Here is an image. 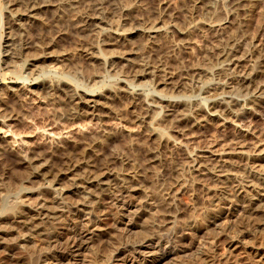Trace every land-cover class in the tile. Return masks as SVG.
Instances as JSON below:
<instances>
[{
  "label": "rangeland",
  "instance_id": "rangeland-1",
  "mask_svg": "<svg viewBox=\"0 0 264 264\" xmlns=\"http://www.w3.org/2000/svg\"><path fill=\"white\" fill-rule=\"evenodd\" d=\"M102 1H104L103 9H105L103 11L107 15L109 14L108 20L106 19L107 15L105 18L106 21L108 22L114 19V17L115 20L117 19L116 17H119V20L122 18L127 19L129 17L128 20L131 21L136 20V22L140 19L139 21H141L140 24L142 25L144 24L143 22H145L147 19H154L159 14H161L163 20L162 24H164L165 26L168 24L171 25L174 24L179 28L185 29L188 27L187 25L188 20L189 21L198 20L201 16H205L209 18V20L206 18L207 22L212 21V19L216 21V22L213 21L211 22L214 23V26H212V28L209 26H205L204 27L205 29H203V27L195 30L192 29L190 30L191 34L188 31V33H186L182 37L177 36L173 31L167 30V32L155 38L157 41L155 39L149 38V36H146V34L144 35V34L134 33L129 38L130 40L128 39L127 43L125 42L126 48L131 51L129 52L130 54H128V57L132 59L131 60L132 65L133 64L135 65V63L137 64L140 63L142 59L143 61L144 59L151 60V62L158 63L162 66L161 68L163 70L162 71L163 73L164 71H166L165 73H169V75H171L172 73L170 79L172 81V84L165 85V87L163 84H158L159 86H157V89H162V90L165 89V91L167 90L170 92V86L175 84L173 83L174 81L175 82L177 81L176 83H178L179 85L181 84V90H182L181 92H179V94H184L181 97L187 98L191 101L200 102L202 103L201 104L202 106H206L207 103L205 104V102H208L209 96H207L206 93L199 94L196 89L192 88L190 91H188V89H190L191 86L195 84L194 81L195 80L194 76L196 75L195 72L200 73V71L201 72L204 71V68H206V66H208L207 69L213 66L214 62L211 59V53H209L208 51H211L212 49L211 47H214V45L218 42L219 40L218 38H221L218 37L219 35L217 33H219V31L224 33L237 31L240 34L242 33L245 34L246 33L245 31L247 30V33L245 34L246 41L244 40V42H248L252 38L253 39L259 38L261 35L260 32L261 33L264 32V31L262 32V30L264 29V0H259V1L244 0V2L243 0H239V1L238 0H234V1L233 0H219V1L218 0H145V1L144 0L141 1L140 0H127V1L102 0ZM50 2L52 3V4L50 3V6L46 8L43 7L38 9V11L36 12L37 17L34 19L29 17L30 13L28 15L27 10H25L23 0H16L12 2H8V0H0V8H2L3 6L5 7L4 9H6V10L3 9V18H0V60H1L0 110L2 111V112L0 111V127L2 126L4 130L10 129L9 132L4 133L3 130H1L0 128V179L2 181V182L0 181V188L2 187L0 189L1 190L0 207L6 204H13L15 201H21L19 200V198L21 199L22 197H23L22 200L25 198L24 204H32L33 202H35L38 196L37 193L35 192V190L38 188L37 182H35L36 184L34 182H31L33 185L35 184L34 186H32L30 183L24 184L26 187L30 185L28 187H32V189L25 191V189L23 188L25 187L23 183H25L24 179L26 178L25 176H27L28 168L27 166L18 163L19 158L17 157L19 156L17 155H19V151L21 149H25L27 151V154L28 155L30 154V157L32 158L34 157V159H36V162L39 163L41 161L40 163H43V161L45 162L46 160H48L52 151L55 149L54 147L57 146L58 144V141H56L57 139L52 140V137H50L53 136L54 133L55 134L57 133L56 135H58V133L64 130H68L66 128L68 127L70 128L71 126L76 125L78 123L85 125L86 131L84 132L86 133L91 132L92 134L94 132L97 133L98 131H99L98 133L103 132V129H105V127L106 128L108 127L109 129L113 127L112 129L114 130L116 129L115 131L113 130L115 132V136H114L115 139L113 138L107 144L104 145L102 144L103 146L102 145L95 146L94 149L98 150L97 152L100 158H104L105 156L107 158L111 157L110 159L113 158L114 162L112 160L113 164L110 167L113 166V168L114 167L122 168L125 166L128 167L129 165H130L129 167H134L133 165L135 164L134 168H137L139 170L138 172L141 173L138 174L139 182L141 181L140 183L142 184L143 182L146 183L143 184V186L145 187L146 185L147 189L144 188L145 191H143L142 193L138 192L136 194V198L134 199L135 200L134 204L129 206L128 209L127 207L123 208L124 210H126L125 211L126 213L125 215H123L122 220L117 215H114L119 220H121L119 221L120 223H118L119 226L117 227L103 226V224L101 223L102 227L99 228L95 237H93L91 240L88 241L84 240L85 242L83 241L84 243L79 245V248L74 247L72 253L70 252L71 254L70 261H64L62 264H66V263L80 264L82 260L85 262V264L88 263L107 264L111 258H113L114 261L110 264H131L132 258L129 256L124 257L125 256L124 254H126L124 253V251L127 248V244L128 243L130 244V242L132 243V241L134 240L135 241L139 240L148 233L150 232L154 233L155 231H156L155 233H159V232L167 233L171 231V236H173L172 239L173 245H171V247L167 246L165 248L167 253H165L164 255H160L156 259L152 257H147L143 260L142 257H140L141 259L139 258L134 260L135 264H264V255H263L264 225L258 224L260 218H262V216L259 215L262 214L259 211L257 212L249 209L248 200H247L250 194L253 195L256 193L255 190H259L261 193H264L262 187L264 186V183L251 173L253 169L264 170V158L263 159L262 158L257 159L255 157L244 158V156H241L239 154H231L230 156L228 155V157H230L231 163L228 166H225L226 168H224L225 171L223 173L225 174V176H220V177H215L213 176V174L210 173L202 174V172L198 170H194L193 168L194 166H192L193 165L192 159L194 157L195 152L197 153L199 152L200 154H202L201 152H203V150L212 149L214 150L215 156L217 157L223 152V148L227 146H232L234 144L232 143V140L236 137L242 140V143L245 144L244 149L247 152V154L252 155L254 153H262L263 150L261 151V149L264 148L263 147L264 146V114H259V111L256 109L257 105H255L256 108L245 106V107H240L238 109L239 112L242 110L251 113L244 121H237V120L234 121L233 113L231 114L232 116L230 115V113L224 114L223 116L226 117L223 116L219 117L213 115L212 117L205 119V121H201L200 124L197 125L189 124L190 127L189 126L187 127L189 129L186 131V135L185 136L182 135V137L175 131V129H173L174 127L171 126L169 122L168 123L166 122L165 125L164 124L161 125L165 134V138L164 141L160 142L159 140H155L154 138L148 137L146 132H147V128L149 127L147 126L136 127L137 123L135 122L134 118L135 119L137 118L136 117L137 113L138 115L139 113L141 114L142 109L139 107H135L131 97L128 95L126 96L125 94L111 96V98L106 99V101L108 102V107H103L101 108L102 110H98L99 114L102 113L100 115V119H96L95 116H92L91 118V116L85 115V116H81V118H78L72 122L67 117L68 115H66V113L71 107V105H69L71 103L69 99H67L68 97L63 95L62 92L47 91L45 89L40 90L39 88L37 89L35 87V79L33 78L32 80L28 81V83H30L29 84L30 88H35L34 89L35 92L33 90L29 91L27 90L28 88L27 89L25 88L24 91L23 90L19 91V94L9 93L7 92L6 89L7 86H10L12 84L13 85L20 84L21 81L23 80L20 76H25L26 74L25 67H23L25 60L29 59V61L31 62L30 60L32 58L31 56L37 54L38 52L40 53L52 52L55 56L63 55L62 57L65 60V62L64 60H62L63 64L62 62H57L56 64L51 62V64H55L58 69L56 75L67 77L70 81L73 80L72 83L77 84L80 87H88V88L92 87L98 92H102V91L107 92L106 89L112 85H115L114 82H116L118 79L124 78V74H123L124 72L122 71L126 70L125 64L129 63L127 61H126L127 63H125V61H119L120 63L119 62L117 63L118 67L115 69L117 70L116 71L117 73H115V71H113L114 73L108 72L109 76L107 71L105 70L106 68H103L104 67L103 65H100L98 62H95L94 64L91 62V59L89 57H91V55L93 54L92 52L94 51L92 47L93 46L98 47L97 43L99 36L96 35V33H93L92 30L90 31L84 19L82 18V13H83L82 11L85 10L84 7L85 5L82 3L78 4L79 6L75 3L71 5L68 3V0H51ZM18 6L20 7L18 8ZM124 7H126V9L127 8L130 9L126 10L124 9ZM210 8L212 10V13H207V10ZM11 13L14 14L15 16L10 17L8 14ZM207 14L209 15L207 16ZM135 24H133L132 27H135ZM130 26L131 25H129L128 27ZM219 26L220 27L225 26V27L222 28L221 31ZM227 26L230 27L228 28ZM206 28H208L209 30ZM213 31L215 32V34ZM186 37L189 38L186 39ZM112 46L113 45L104 48L103 53L110 54L113 51H118L117 45L113 47ZM9 48L11 51L19 53V54L17 53L14 59H9V56L7 55L6 50ZM89 48L92 50L89 51L90 50ZM149 50L151 53L149 52ZM135 59H137V61ZM195 62L196 63L198 62L197 63L198 65L195 64ZM48 63L49 62H46V64ZM76 65L80 67L79 68L80 70ZM201 68L203 69V71ZM92 69L94 70V73ZM178 70L180 73L178 72ZM262 70H264V67H262ZM68 72L70 73V75ZM54 75L55 72H51V76L54 77ZM93 76L94 77L96 76L95 80L93 79L94 78ZM148 77L149 76H145L136 80L135 81L136 85L133 86V89L135 90L138 89V91L145 92L146 94H151V91L154 89V87L152 83H150L151 81L150 77L149 78ZM91 78L93 81L91 80ZM97 78L98 80H96ZM99 80H101L102 82L100 81L99 83ZM94 81L98 83L95 84ZM256 81L258 83H264V71H262V73L259 74ZM90 82H92V84ZM185 84L187 85L185 86ZM182 85L184 88H182ZM181 97L179 98L182 99ZM263 97H264V93H263ZM111 106H113V108ZM115 108L117 109V111ZM135 109H137L138 111L137 110L135 111ZM120 118L123 119L122 123L126 124V126H130L131 128L134 127V124L136 123L135 129L137 130L138 128H140L141 130L138 129L137 130L138 132L136 131L134 133L135 135L128 133V131L123 129V126L121 124L119 125ZM2 120L6 121V123H3ZM154 121L155 120H152L153 122L152 124H154V126L158 125L157 124L158 120L155 122ZM74 122L76 124H74ZM10 138L11 139L15 138L18 140L16 143L17 147L16 146H14V148L10 147L11 145ZM138 141L141 143H139ZM20 147L23 148L19 150ZM10 148L12 149L10 150ZM205 154H208V152H205ZM41 155H44L45 157ZM118 164L119 166H117ZM153 166H156L157 168ZM204 171L206 172L207 170ZM1 175L5 178H3ZM225 177L237 178L240 182H242V186L237 191L238 193L232 192L231 194L228 195V199L220 203L221 201L219 202L216 199V195H217L216 190L219 189L218 186L220 187L223 186L222 181H225L224 180ZM153 179L156 180L157 183ZM14 183H16L17 185L16 184L14 185ZM148 184H150V188L152 186L151 189L149 188ZM95 185L97 186V183ZM95 185L93 184L91 185V187L94 190L97 188L98 191V187H96ZM92 188L91 190H93ZM147 191L150 192L148 193V195L150 194L149 195L150 199L148 200V202H146L147 200L144 201L145 200L144 198H146V196L144 195L147 194ZM79 193H73V194L72 192L68 193L67 196L68 200H70V198L72 197L74 199H78L85 194L84 192L82 193V195L81 193L80 194ZM210 193L213 194L211 195ZM38 194H39V190H38ZM173 194L175 199L171 197ZM30 197H32L34 201L32 200V198L30 199ZM67 198L64 200H67ZM142 198L144 200H142ZM169 198H172L173 200L171 199L169 200ZM10 199L12 200V202L9 201ZM25 200L28 202H26ZM30 200L31 202H29ZM139 200L141 202H139ZM155 200L158 202H156ZM166 200H169V202L171 203V204L169 203L170 204L169 206ZM143 201L146 203H144ZM262 205L261 207L264 210V199L262 201ZM160 206L162 207L163 210L161 209ZM170 207L173 208L171 209ZM128 212L131 214L129 215V217L127 215ZM170 215L172 216L174 215V216L172 217ZM130 218H131V222H129L130 220H128ZM8 224H12V223L8 222ZM68 225L71 226L70 222L68 221H65V224H60V223L57 224L56 225L57 231L65 232L66 230L69 229ZM133 225H135V227L129 230L128 228H131V226ZM174 225L176 230L175 229L171 230L172 226ZM141 226L143 227V229L141 228ZM44 227L51 228L52 226H49V224L48 225L45 224ZM144 227L146 230L144 229ZM148 227H150V229ZM127 229L129 231H126ZM244 231H246V233H244ZM15 233L16 232H12L3 235L5 239H3L2 236H0V238L2 237L3 239V240L0 239L1 240L0 245H3L0 246V250L4 249L5 245L6 247H8V245L17 244L20 237L18 236L19 233L16 234ZM8 235H10L11 237L10 236L8 237ZM31 237L32 238L29 239V241L26 243L27 246L25 247L23 246L22 249H20L21 248L20 247L17 250L18 251L17 256L22 255L24 257V262L20 264H34L36 260H34L35 257L33 255L34 254L33 251L37 249L40 250L41 252L44 251L45 253H47L46 255H48L47 257L49 258L54 255L56 256L58 255L63 256L67 254L69 255V252L64 248L57 247V248H51L52 250H48L50 248L46 249L45 247L46 246L49 247V245L47 243L48 240L44 238L45 237L44 235L42 237L41 235L38 237L37 234H34ZM19 243H21V241ZM85 243H87V245H85ZM30 252H32L33 254Z\"/></svg>",
  "mask_w": 264,
  "mask_h": 264
},
{
  "label": "bare ground",
  "instance_id": "bare-ground-1",
  "mask_svg": "<svg viewBox=\"0 0 264 264\" xmlns=\"http://www.w3.org/2000/svg\"><path fill=\"white\" fill-rule=\"evenodd\" d=\"M12 1H16V0H8V2H12ZM50 1L51 0H23V3H24L25 10H27L28 15L30 13L29 17L35 19L37 17L36 12L38 11V9L43 8V7L46 8V7L50 6V3H51ZM243 2H244V0H243ZM68 3L71 5L74 3L77 5L81 4V3L85 5L84 6L85 10L82 11L83 12L82 18L84 19V21H85L87 27L90 29V31L92 30L93 33H96V35L99 36L98 43H97L99 48L96 46L92 47L94 49V51L92 52L93 54L91 55V57H89L91 59V62L93 64L95 62H98L100 65H103L104 66L103 68H106L105 70L107 71V73L108 72L112 73L113 71H115V73H117L116 72L117 70H115V69L118 67L117 63L119 61H125V63L129 62L128 64H125L126 70L122 71V72H124L123 73L124 78L121 77L122 79H118L116 82H114L115 85L108 87L106 89L107 92H104V91L98 92L95 89H93L92 87H90V88L80 87L77 84L72 83L73 80L70 81L67 77L56 75L58 72V69H57L55 64L57 62H62V60H64L62 57L63 55L62 56H55L52 52H46V53L38 52L39 54L37 53V54L32 55L31 56L32 58L30 57L31 62L29 61V59L25 60L23 67H25L26 74L24 73L25 76H20L23 79L21 81V83L20 84H14V85L12 84L10 86H7V88H6L7 92L19 94V91H22V90L24 91L25 88L26 89L28 88L27 90H29V91L33 90L35 92V90H34L35 88H30V86H29L30 83H28V81L32 80V78H33V79H35V87L37 89L39 88L40 90L45 89L47 91L62 92L63 95L68 97L67 99H69V101L71 103L69 105H71V107H70V109L68 108L69 110L66 113V115H68L67 117L72 122L78 118H81V116H85V115L91 116V118H92V116H95L96 119H100V115L102 113L99 114L98 110H102L101 108H103V107H108V102L106 101V99L111 98V96H115V95H119V94H125L126 96L128 95L131 97L132 102H133L135 107H139L142 109V112L140 111L141 114L139 113V115H138V113L136 112L138 115V116L136 115V117H137L136 119L134 118L135 122L137 123L136 127H140V126L149 127V128L146 127L147 132L145 130L148 137L154 138L155 140H159L160 142L164 141V138H165V134H164V131H163L161 125H163V124L165 125L166 122L167 123L169 122V124H171V126L174 127L173 129H175V131L182 137V135L183 136L186 135V131L189 129L187 127L188 126L190 127L189 124H192V125L200 124L201 121H205V119L212 117L213 115L222 117L226 113H230V115L233 113L234 121L235 120L244 121L251 113L250 112L248 113L246 111H242L241 109H240L241 111L239 112L238 109L240 107L248 106L251 108H256L255 105H257L256 109L259 111V114H264V97H263L264 83H258L256 81L259 74L262 73V71H264V70H262V67H264V65H263V62H264V32L263 31H264V29L262 30L263 33L260 32L261 35L259 38H256V39L252 38L248 42H244V40L246 39L245 34L247 33V30L245 31L246 33L244 32L245 34H243V33L240 34L239 32L236 31L237 29L234 30L236 32L224 33V32L219 31V33H217L219 35L218 37H221V38L217 37L219 39L218 42L216 44L214 43L215 45H214V47H211L212 48L211 51H208L209 53H211V59L214 62L213 66L212 67L209 66V67H211L209 69H207L208 66H206V68L203 67L204 71L201 68L203 72H201V71H200V73L195 72V74H196L194 76L195 84L192 85L190 89H188V91H190L193 88V89H196L199 94L206 93V95L209 96L208 102H205V104L207 103L206 106H202L201 105L202 103H200V102H195V101H191L187 98H182L181 96H183L184 94H179V92H181L182 90H181V84L179 85L178 83H176L177 81L176 82L174 81L173 83H175V84L170 86V92L167 90L165 91V89H163V90L157 89V86H159L158 84H163L164 87H165V85L172 84V81L170 80L172 73L170 72L171 75H169V73H165L166 71H164V73H163L162 72L163 70L161 68L162 66L158 63L151 62V60H145L144 59V61H143V59H142L141 62L139 61L140 63H138V64L135 63V65L134 64L132 65L131 64L132 59H130L128 57V54H130L129 52H131V51L126 48L125 42L127 43L128 39L134 33L144 34V35L146 34V36H149V38L155 39V38L159 37L160 35H162L163 33L167 32V30L173 31L177 36L182 37L183 35L188 33V31L190 33V30H192V29L195 30V29H199L202 27H203V29H205L204 28L205 26H209L212 28V26H214V23H211V22L212 21L216 22V21H214V19H212V21H210V22L206 21L207 17H205V16H201L200 18L198 17L199 18L198 20H190L189 21L187 19L188 20L187 21L188 27L185 29L179 28V27L175 26L174 24L173 25L168 24L165 26L164 24H162L163 20H162L161 14H159L154 19H147L146 21L144 20L145 22H143L144 24H142V25L140 24V22H141V21H139L140 19L136 22V20H134V21L128 20L129 17L127 19L122 18L120 20H119V17H116L118 20L117 19L115 20V17H114V19H112V20L110 19L111 21L108 22V21H106V19L108 20L109 14L107 15L103 11L105 9H103L104 8L103 7L104 1H102V0H68ZM180 4H182V3H180ZM203 6H204V4H203ZM19 7L20 6H18V8ZM160 7H162V6H160ZM4 8L5 7H3V6H2V8H0V18H3V9ZM124 9H126V7H124ZM243 9H245V8H243ZM4 10H6V9H4ZM207 13H212L211 8L207 10ZM59 14H61V13H59ZM112 14H114V13H112ZM8 15L10 17L15 16L12 13L8 14ZM106 15H107V18H106ZM208 15L209 14H207V16ZM152 16H153V14H152ZM196 16H198V15H196ZM207 19L209 20V18H207ZM31 21H32V19H31ZM128 23H130V24H128ZM135 23H138V24H135ZM250 23H251V21H250ZM133 24H135V27H132ZM126 25H127V27L129 25H131L130 27H132V28H130V27L127 28ZM258 26H257V28H258ZM180 27H181V25H180ZM224 27H220V30L222 31V28H224ZM206 29H208V28H206ZM213 30H214V28H213ZM238 30H239V28H238ZM231 31H233V30H231ZM214 34H215V32H214ZM187 38H189V37H186V39ZM76 39H77V37H76ZM88 41H89V39H88ZM111 45H113V46L117 45L118 51H113L110 54L103 53L104 52L103 49L106 47H109ZM91 46H92V44H91ZM91 50L92 49H90L89 51H91ZM18 51H20V50H18ZM111 51H112V49H111ZM6 52H7V55L9 56V59H14V57H16V55L18 53V52L11 51L10 48L7 49ZM35 52H37V51H35ZM86 52H87V50H86ZM149 52H150V50H149ZM207 55H208V53H207ZM135 60L137 61V59H135ZM0 62H1V60H0ZM46 62H49L50 64L49 63L46 64ZM51 62H53L55 64H51ZM64 62H65V60H64ZM98 63H96V64H98ZM197 63L195 62V64H197ZM62 64H63V62H62ZM77 64H78V62H77ZM122 64H121V67H122ZM79 68L80 67H78V69ZM182 68H183V66H182ZM164 70H166V69H164ZM51 72H55L56 76L55 75H54V77L51 76ZM178 72H179V70H178ZM93 73H94V70H93ZM99 73H101V72H99ZM69 75H70V73H69ZM108 76H109V73H108ZM112 76H115V75H112ZM145 76L150 77V79H151L150 83H152V85L154 87V89L151 91V94H146L145 92L138 91V89H136V90L133 89V86L136 85L135 81L142 78V77H145ZM95 77L93 78L94 80H95ZM97 77H98V75H97ZM91 80H92V78H91ZM96 80H98V78ZM101 80H99V83ZM94 82H95V84L98 83L96 81H94ZM94 82H93V84H94ZM16 83H18V82H16ZM90 83L92 84V82H90ZM90 83H88V84H90ZM110 83H112V82H110ZM186 85L187 84H185V86ZM83 86H84V84H83ZM107 86H109V85H107ZM188 86H190V85H188ZM182 88H184L183 85H182ZM154 92H156L157 94ZM235 93H236V95H235ZM239 93H241V94H239ZM56 94H58V93H56ZM51 95H53V94H51ZM51 95H49V96H51ZM120 96H122V95H120ZM179 97H181L182 99H180ZM52 100H53V98H52ZM111 107L113 108V106H111ZM4 108H5V106H4ZM64 110H66V109H64ZM136 110L137 109H135V111ZM116 111H117V109H116ZM26 113H28V112H26ZM103 114H105V113H103ZM106 114H108V113H106ZM120 115H121V113H120ZM3 116H4V114H3ZM5 117H7V116H5ZM123 117H125V116H123ZM223 117H226V116H223ZM121 118H120L119 125L121 124L123 126V129L128 131V133L134 134L138 129L141 130L140 128H138L137 130L135 129L136 123L134 124V127H131V128H130V126H126V124L122 123L123 119H121ZM228 118H229V116H228ZM134 120H133V122H134ZM152 120H155V121L158 120V122H157L158 125L154 126V124H152L153 123ZM3 123H6V121H3ZM74 124H76V123L74 122ZM169 124H167V125H169ZM7 125H9V124H7ZM0 128H1V130H3L4 133L9 132V130H10V129L4 130L2 126ZM66 129H68V130H64V131L58 133V135H56L57 133L55 134L53 132L54 133L53 136H50V137H52V140L57 139L56 141H58V144H57V146L54 147L55 149L52 151L51 155L49 154L50 156H49L48 160H46L45 162L43 161V163H40L41 161L39 163L36 162V159H34V157L33 158L30 157V154L28 155L27 151L25 149H21L23 147L19 148V150L20 149L21 150L19 151V155H17V156H19V157H17V158H19L18 163L23 164V165L27 166V168H28L27 176H25L26 178L24 179L25 183H23V185L30 183L32 186H34L36 184L35 182H37L38 188L35 190V192L37 193L38 196H37L35 202H33L32 204H24L25 198L22 200L23 197L21 196L22 198L20 199L19 198L20 196H19L18 198L21 201H15L13 204H6V205H3L0 207V236L3 237V235H6V234H9L12 232H16V233H19V235L18 234L17 235L20 237L19 241L17 242L16 245L12 244L13 246L8 245V247H6V245H5L4 249L0 250V264H20V263L24 262V257L22 255L17 256V254H18L17 250L20 247H21L20 249H22L23 246L24 247L27 246L26 243L29 241V239L32 238L31 236L34 234H37L38 237L40 235H41V237L43 235L45 236L44 238L46 240H48L47 243L49 245V247H47L45 245L46 249L50 248L48 250H52L51 248H57L58 247V248H64L65 250H67L69 252V255L68 254L63 255V256L54 255V256H51L49 258V257H47L48 255H46L47 253H45L44 251L41 252L38 249H37L38 251L34 250L33 251L34 254L32 252H30L35 257V259L33 258L34 260H36V262H34V264H40V263H43V264H62L64 261H70V256H71L70 252L72 253V251L74 250L73 248L74 247L79 248V245H81L82 243L85 242L84 240L88 241V240H91L93 237H95L99 228L102 227L101 223L103 224V226H116V227L119 226L118 225V223H120L119 221H121L123 219V215H125V213H126L125 212L126 210H124L123 208L127 207V209H128L129 206L134 204V201H135L134 199L136 198V194L138 192L142 193L143 191H145L144 188H146V185L144 187L143 184H146V183L143 182V184H142V183H140L141 181L139 182L138 174H141V173L138 172L139 170L137 168H134L135 164L133 165L134 167H129L130 165L128 167L127 166H125V167L121 166L122 168H115V167L113 168V166L110 167L113 164L112 163L113 158L110 159L111 157L107 158L106 156H105L106 158L105 157L100 158V156L97 152L98 150L94 149L95 146H101L102 144L104 145V144L109 143L114 138V136H115L114 131L116 129L111 130L108 127L107 128L105 127V129H103V132L98 133L99 132L98 131L97 132L98 134L95 132L92 134L91 132H88V133L84 132V131H86L85 125L79 124V123L71 126L70 128L68 127ZM88 131H90V130H88ZM49 133H50V131H49ZM116 133H117V131H116ZM13 134H15V133H13ZM144 138H145V136H144ZM146 138H147V136H146ZM142 140H144V139H142ZM17 141L18 140L15 138L11 139V142L9 141L11 144L10 147L14 148V146L17 145L16 144ZM165 141H166V139H165ZM139 143H141V142H139ZM232 143H234L233 145L231 144L232 146H227V147L223 148V152L217 157L215 156L214 150H212V149L203 150V152H201L202 154H200L199 152L198 153L195 152L194 157L192 159L193 160L192 166H194L193 167L194 170H198V171L202 172V174L210 173V174H213V176H215V177H220V176H225V174L223 173L225 171L224 168H226L225 166H228L231 163L230 157H228V155L230 156L231 154H239L241 156H244V158L245 157H248V158L249 157L250 158L255 157L257 159L258 158H262V159L264 158V148L261 149L262 147L260 148L261 151L263 150L262 153H254L251 155V154H247V152L244 149L245 144L242 143V140L238 139V137L234 138L232 140ZM11 149L12 148H10V150ZM204 151L208 152V154H205ZM145 153H146V150H145ZM41 156H44V155H41ZM213 156H215V157H213ZM6 161H8V160H6ZM10 161H12V160H10ZM113 162H114V160H113ZM157 162H159V161H157ZM171 164H173V163H171ZM117 166H119V164ZM166 166H168V165H166ZM153 167H156V166H153ZM23 169H25V168H23ZM204 170H207V171L205 172ZM251 173L264 183V170L253 169V171ZM8 177H9V175H8ZM148 177H149V175H148ZM3 178H5V177H3ZM157 178H158V176H157ZM13 180H15V179H13ZM224 180L225 181H222L223 186H221V187L218 186L219 189L216 190L217 191L216 192V194H217L216 199L219 202L221 201L220 203H222V201H225L226 199H228L229 194H231L232 192H237L239 190V188L242 186V182H240L237 178L225 177ZM0 181H1V179H0ZM154 181L156 182V180H154ZM31 182H34L35 184L33 185ZM96 183H97V186L95 185ZM15 184L16 183H14V185ZM93 184L96 187H98V191H97V188L95 189L96 190L95 191L91 187V185H93ZM148 185L150 188V184H148ZM28 186H30V185H28ZM28 186L23 187L25 189V191L32 189V187H28ZM194 186H195V184H194ZM200 186H202V185H200ZM231 187H232V189H231ZM262 187L264 190V186H262ZM33 188H35V187H33ZM91 188L94 191L91 190ZM151 188H152V186H151ZM230 189H231V191H230ZM38 190H39V194H38ZM0 192H1V190H0ZM33 192H34V189H33ZM71 192H72V194L73 193H79V192L81 193V195L83 192L85 194L78 199H74L72 197L74 200L72 198H70V200H68V198H67L68 193H71ZM255 192H254L255 194H253V195L250 194V196L247 198L248 207L251 210L261 212L262 215H259V216H262V218H260V221L258 224L264 225V210L261 207L262 201L264 199V193H261L259 190H255ZM26 193H28V192H26ZM148 193H150V192L147 191V194H145V193H144L145 195L143 194L144 196H146V198H144L145 200L142 198V200H144V201L147 200L146 202H148V200L150 199V196H149L150 194L148 195ZM21 194H22V192H21ZM171 197L173 199H175L174 194ZM31 198L32 197H30V199ZM66 198H67V200H64ZM172 198H169V200L170 199L173 200ZM32 200H33V198H32ZM140 200H139V202H141ZM169 200H166L168 203V206L171 204L169 202ZM9 201L12 202L11 199ZM26 202H28V201H26ZM29 202H31V200ZM146 202H144V203H146ZM156 202H158V201H156ZM139 204H142V203H139ZM173 204H175V203H173ZM116 207H118V208H116ZM161 209H162V207H161ZM114 215H117L121 220H119ZM127 215L129 217V215H131V214L128 212ZM170 216H172V215H170ZM128 220H130L129 222H131V218ZM143 220H144V218H143ZM176 220H177V218H176ZM65 221L70 222L71 226L68 225L69 229L66 230L65 232H58L56 225L59 223L65 224ZM8 222L9 223L11 222L12 224H8ZM150 222H149V224H150ZM185 223H188V222H185ZM7 224H8V226H7ZM45 224L46 225L49 224V226H52V227L51 228L44 227ZM12 225H14V226H12ZM134 227H135V225L131 226V228H128V229L131 230ZM141 228L143 229L142 226H141ZM148 228L150 229V227H148ZM128 229L126 231H129ZM144 229H145V227H144ZM149 229H147V230H149ZM172 229H175V225L172 226L171 230ZM253 229H254V227H253ZM249 230H251V229H249ZM249 230H248V232H249ZM155 232L154 233L150 232L147 235L143 236L141 239L136 240V241L134 240V241H132V243L130 242V244L129 243L127 244V248L124 251V253H126V254H124L125 255L124 257H127V256L131 257L132 258L131 264H135L134 260L139 259L140 257H142L143 260L147 257H152V258L156 259L160 255H164L165 253H167L166 249H165L167 246L171 247V245H173L172 244L173 236H171V231L167 232V233H160V232L155 233ZM244 233H246V231H244ZM9 236L10 235H8V237ZM2 237L0 238L1 240L5 239V237H3V239H2ZM44 238H42V239H44ZM20 241H21V243H19ZM85 245H87V243H85ZM0 246H3V245H0ZM53 252H52V254H53ZM113 261H114L113 258H111L107 264H110ZM80 264H85V262L82 260V262Z\"/></svg>",
  "mask_w": 264,
  "mask_h": 264
}]
</instances>
